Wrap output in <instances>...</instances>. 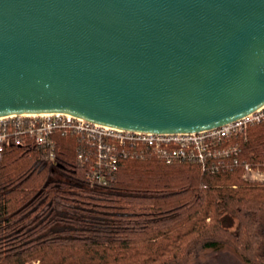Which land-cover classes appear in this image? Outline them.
Instances as JSON below:
<instances>
[{
    "label": "water",
    "instance_id": "water-1",
    "mask_svg": "<svg viewBox=\"0 0 264 264\" xmlns=\"http://www.w3.org/2000/svg\"><path fill=\"white\" fill-rule=\"evenodd\" d=\"M264 105V0H0V119L207 131Z\"/></svg>",
    "mask_w": 264,
    "mask_h": 264
},
{
    "label": "trees",
    "instance_id": "trees-1",
    "mask_svg": "<svg viewBox=\"0 0 264 264\" xmlns=\"http://www.w3.org/2000/svg\"><path fill=\"white\" fill-rule=\"evenodd\" d=\"M224 143L239 145V166L208 173L148 153L120 160L102 185L93 164L78 161V137L55 135L53 152L7 139L0 264H186L222 246L264 264V185L242 179L243 164L264 171V124Z\"/></svg>",
    "mask_w": 264,
    "mask_h": 264
},
{
    "label": "built area",
    "instance_id": "built-area-1",
    "mask_svg": "<svg viewBox=\"0 0 264 264\" xmlns=\"http://www.w3.org/2000/svg\"><path fill=\"white\" fill-rule=\"evenodd\" d=\"M261 124H264V105L242 119L219 128L178 134L121 130L59 113L13 115L0 119V159L3 144L9 138L16 145L29 139L38 146L49 147L53 152L55 135L75 136L86 147L85 150L78 148V161L93 164L92 180L102 185H106L108 176L117 170L120 160L142 158L148 153L167 163H192L205 172L215 173L219 164L228 169L239 166V145L223 146L224 142L232 137L245 139L249 128ZM50 155L53 157V153ZM230 157L231 165H225V160ZM242 169L243 178L247 180L246 176L253 173L250 180H259L264 185V176L258 170L254 171L248 164H243Z\"/></svg>",
    "mask_w": 264,
    "mask_h": 264
},
{
    "label": "rangeland",
    "instance_id": "rangeland-1",
    "mask_svg": "<svg viewBox=\"0 0 264 264\" xmlns=\"http://www.w3.org/2000/svg\"><path fill=\"white\" fill-rule=\"evenodd\" d=\"M254 171H257V169H253ZM253 171V172H254ZM264 176V171H259ZM254 176L253 173L249 174L247 177V180L243 178L242 173V179L243 181L247 182L248 184H253L260 186L262 184L259 183V180H250ZM252 187V186H251ZM232 231L235 229V225L231 227ZM260 243H264V239L261 238ZM262 246H260L259 250ZM186 264H248L246 263L241 256L236 253L232 248L228 246H222L217 249H207L203 250L199 255L192 261L186 263Z\"/></svg>",
    "mask_w": 264,
    "mask_h": 264
}]
</instances>
